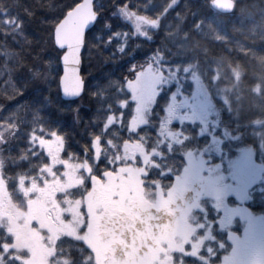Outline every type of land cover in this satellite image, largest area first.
<instances>
[{
  "label": "trees",
  "instance_id": "trees-1",
  "mask_svg": "<svg viewBox=\"0 0 264 264\" xmlns=\"http://www.w3.org/2000/svg\"><path fill=\"white\" fill-rule=\"evenodd\" d=\"M80 1L0 0V169L14 207L25 210L32 183L41 184L43 176L50 179L46 172L50 167L62 174V162L89 167L88 173L75 172L78 185L56 196L62 207L81 201L91 179L116 170L123 159L143 165L141 159L132 161L126 155L121 159L127 143L137 142L150 154L142 181L145 190L169 188L186 164V153L204 151L214 145L213 137L219 142L212 162L220 170L246 148L264 162V0H235L231 13L215 10L212 0H98L95 8L101 23L94 37L86 36L82 56L85 92L77 100L65 101L59 90V50L53 32ZM126 7L133 17L156 20V27L147 35L135 34L122 16ZM151 62L176 73L172 83L162 86L147 122L132 130L136 102L127 95L126 83ZM193 73L200 76L217 112L216 124L212 122L207 133L200 123L170 112L191 96ZM53 133L63 145L56 166L50 165V155L40 144ZM204 155L207 159L210 153ZM262 187L264 183L255 185L252 196ZM131 199L136 215L131 226L123 223L125 212L115 211L109 218L120 224L124 238L129 237L127 230H140L148 232L153 243L150 236L162 229L173 232L175 213L153 208L144 196ZM252 200L249 208L263 215L264 203ZM202 202L205 212L195 214L209 224L214 214L211 201ZM221 231L226 232L212 224L199 254L179 255L175 264L176 260L205 264L207 250L219 243ZM14 246L13 233L0 214V264L25 263L29 253ZM93 258L85 243L62 236L50 264H95Z\"/></svg>",
  "mask_w": 264,
  "mask_h": 264
},
{
  "label": "rangeland",
  "instance_id": "rangeland-1",
  "mask_svg": "<svg viewBox=\"0 0 264 264\" xmlns=\"http://www.w3.org/2000/svg\"><path fill=\"white\" fill-rule=\"evenodd\" d=\"M127 9L126 7V11L122 12V16L131 22L135 34L147 35L149 28L156 27V20L146 18L147 21H144L133 17L135 15ZM175 73L176 70L171 71L160 62H151L138 71L135 79L126 83L128 91H133L132 97L136 102V113L131 122L132 130L147 122L162 86L172 83ZM199 77L197 73H193L194 88L191 96L182 98L170 112L180 113V117L186 121L200 123L207 133L209 127H212V122H216L217 112L210 93ZM130 85L132 87H129ZM212 141L217 145L219 139L213 137ZM40 144L50 155V165L56 166L60 162L59 151L63 147L59 136L52 134L40 141ZM214 145L206 146L204 151L186 153V164L180 174L175 176L169 188L162 189L158 186L145 190L142 181L145 163L150 159V154L137 142L127 143L121 159L125 158L124 155L130 157L132 161L141 159L143 165L135 163L130 165L123 159L124 162L120 161V166L116 170L108 172L103 178L93 177L91 188L86 191L84 198L69 203L67 207H62L58 202L57 193L78 185L80 178L75 172L83 169L88 173L89 167L86 164L79 166L62 162L65 169L63 168L62 174L58 175L54 173L52 167L47 169L50 179L43 176L41 184L34 181L27 190L30 197L26 199L25 210L13 206L0 169V214L13 233L14 247L19 246L29 253L24 264H50L56 240L62 236H70L90 247L95 264H175V259L179 255H192L195 250L193 245H200V249L195 250L198 255L203 242L210 238L213 223L208 220L209 224H205L203 220L199 221L200 217L198 220L195 214L205 212L202 200L209 199L210 207L213 208L217 189H222L225 184L234 183L230 179L228 167L220 170L218 164L212 162L216 153ZM207 152L210 153L207 158L209 162H206L204 155ZM98 154L96 151V155ZM239 156L245 157L253 169V181L247 189L248 198L240 202V206L251 214L253 227L264 234V214L249 208L251 198L253 200L255 198L252 196L253 187L264 183V162L256 160L252 148L243 149L233 159ZM221 176L225 179L219 180ZM136 194L144 196L153 208L162 210L164 214L175 213L178 222L175 223L172 233L162 229V233L150 236L154 240L153 243L149 240L148 232L139 230L132 233L127 230L128 238L121 235L122 231L118 227L120 224L110 220V215L115 214V211L125 212L123 218L126 221L123 223L131 226L136 217L131 198ZM227 194L235 198V193ZM119 220L121 221L122 217ZM247 224V219H241L237 215L233 218L231 228L242 236ZM200 227L204 228V232L199 231ZM176 262L179 264L177 260ZM243 264H264V247L259 245L254 247L243 257Z\"/></svg>",
  "mask_w": 264,
  "mask_h": 264
},
{
  "label": "snow or ice",
  "instance_id": "snow-or-ice-1",
  "mask_svg": "<svg viewBox=\"0 0 264 264\" xmlns=\"http://www.w3.org/2000/svg\"><path fill=\"white\" fill-rule=\"evenodd\" d=\"M101 21L99 17L91 24L87 29L86 35L95 36V31L97 25ZM53 39L55 42V30ZM59 49L58 59L60 60V72L59 75L62 77L64 75V57L67 54V48L56 44ZM84 49L81 48V64ZM62 66V70H61ZM81 76L83 69H79ZM129 87H132L131 85ZM80 95L82 90L77 93L65 92V95ZM129 96H133V91L127 93ZM133 102H130L129 107H131ZM42 127V126H41ZM55 135V133H53ZM99 163V161H98ZM228 168L230 170V179L234 182L231 184H225L222 189H217V195L215 197V203L213 206V213L210 214L209 218L213 222L214 228H219L221 230L228 229L226 232L221 231L219 243L212 248H209L208 257L205 260V264H209L212 261L213 264H243V257H245L254 247L261 246L264 247V234L257 231L252 225L251 214L248 213L246 208L240 206V202L247 199V189L250 187L253 181V169L245 157L239 156L236 159H231L227 161ZM219 168L220 165H217ZM219 180H224L225 177L221 176ZM235 193V198H231L227 193ZM255 200L264 203V187L258 192ZM239 215L241 219H247L248 224L244 229L243 235L237 234L232 230L231 226L233 224V218ZM195 250L200 249V245H193ZM219 249V251H217ZM192 252V255L197 254L196 251ZM223 253V255H221ZM239 258V260H237Z\"/></svg>",
  "mask_w": 264,
  "mask_h": 264
},
{
  "label": "water",
  "instance_id": "water-1",
  "mask_svg": "<svg viewBox=\"0 0 264 264\" xmlns=\"http://www.w3.org/2000/svg\"><path fill=\"white\" fill-rule=\"evenodd\" d=\"M96 1L81 0L65 14L54 29L55 46L60 44L68 50L64 57V75L60 76L59 79L60 94L65 101L77 100L85 92V80L79 71L83 67V58L81 64V48L85 49L88 27L99 17L95 10ZM235 4V0H213L211 2V6L222 13H231L235 8ZM81 90L82 94L80 95H65L66 91L77 93Z\"/></svg>",
  "mask_w": 264,
  "mask_h": 264
},
{
  "label": "clouds",
  "instance_id": "clouds-1",
  "mask_svg": "<svg viewBox=\"0 0 264 264\" xmlns=\"http://www.w3.org/2000/svg\"><path fill=\"white\" fill-rule=\"evenodd\" d=\"M17 247V250H19V246H16Z\"/></svg>",
  "mask_w": 264,
  "mask_h": 264
}]
</instances>
